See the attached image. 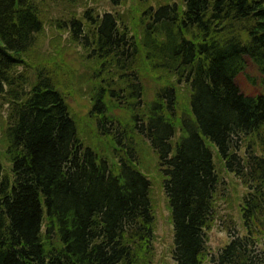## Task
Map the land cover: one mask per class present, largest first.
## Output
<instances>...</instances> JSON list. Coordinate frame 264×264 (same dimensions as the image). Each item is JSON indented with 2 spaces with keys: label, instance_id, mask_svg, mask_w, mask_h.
Returning <instances> with one entry per match:
<instances>
[{
  "label": "trees",
  "instance_id": "trees-1",
  "mask_svg": "<svg viewBox=\"0 0 264 264\" xmlns=\"http://www.w3.org/2000/svg\"><path fill=\"white\" fill-rule=\"evenodd\" d=\"M125 1L100 14L79 0H0V264H152L143 143L166 178L175 262L264 264V94L236 82L249 65L264 78V0L120 11ZM47 25L87 53L92 144L67 102L75 85L57 75L71 70L37 54ZM210 145L246 193L245 234L208 258L222 186Z\"/></svg>",
  "mask_w": 264,
  "mask_h": 264
},
{
  "label": "rangeland",
  "instance_id": "rangeland-1",
  "mask_svg": "<svg viewBox=\"0 0 264 264\" xmlns=\"http://www.w3.org/2000/svg\"><path fill=\"white\" fill-rule=\"evenodd\" d=\"M82 7L88 6L98 11L100 14L106 11H112L110 0H79ZM161 0H126L120 11H142L147 5H155ZM167 1V0H165ZM171 2L180 0H169ZM164 2V1H162ZM146 3L147 5H145ZM64 7L56 8L51 6L48 11H63ZM78 11H83L79 9ZM69 34L59 32L52 26H46L45 33L41 38L40 53H37L43 59L49 58L57 61V65L66 64L67 70L71 72L58 73L60 81L73 83L75 86L68 93L67 84L64 91L67 93V102L72 109L73 114L80 123L81 133L84 139L91 142L95 138L93 131V122L88 113L91 108V76L93 69L90 62L87 61V53L80 46L73 45L68 41ZM237 85L246 95L264 94V78L252 66H248L245 74L236 79ZM147 90L150 96L153 95V83L150 80L147 83ZM183 94H187L184 89ZM187 97H182L181 102L187 104ZM6 109V108H5ZM0 112V130L4 129L7 120L6 110ZM89 125V127H86ZM2 131H0V134ZM0 138V157L4 155V145ZM142 143V142H141ZM214 154V160L217 171L222 180L221 191L216 197L214 223L207 231V254L208 258L218 254L230 242V235L245 234L241 214V199L246 193V188L242 182L233 175L229 174L224 168L216 154V148L210 145ZM142 167L148 173L152 181V200L155 215V238H154V256L152 264H177L173 257L174 251V226L171 211L166 197L163 181L166 179L160 171L157 157L143 143L140 147ZM2 163L9 171L6 160ZM260 250L264 252V240L260 241ZM208 261V260H207Z\"/></svg>",
  "mask_w": 264,
  "mask_h": 264
}]
</instances>
